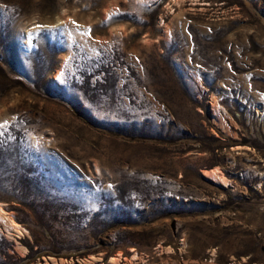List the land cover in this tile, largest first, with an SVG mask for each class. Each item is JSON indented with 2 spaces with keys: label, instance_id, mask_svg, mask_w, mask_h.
Returning <instances> with one entry per match:
<instances>
[{
  "label": "rangeland",
  "instance_id": "rangeland-1",
  "mask_svg": "<svg viewBox=\"0 0 264 264\" xmlns=\"http://www.w3.org/2000/svg\"><path fill=\"white\" fill-rule=\"evenodd\" d=\"M0 207V264H264V0H0Z\"/></svg>",
  "mask_w": 264,
  "mask_h": 264
},
{
  "label": "bare ground",
  "instance_id": "bare-ground-1",
  "mask_svg": "<svg viewBox=\"0 0 264 264\" xmlns=\"http://www.w3.org/2000/svg\"><path fill=\"white\" fill-rule=\"evenodd\" d=\"M216 172H218V170L216 169V170H214V171H206L205 172V175L207 176V177H209V178H211V177H213V175L215 176L217 173ZM219 173V172H218ZM218 176V175H217ZM3 205V204H2ZM1 205V206H2ZM9 214V213H8ZM7 214V212H5L1 207H0V215H8ZM6 217V216H5ZM4 217V218H5ZM2 218V217H1ZM0 218V219H1ZM8 218V217H7ZM10 218V217H9ZM5 222V221H4ZM6 223V222H5ZM3 224V223H2ZM10 225L14 228V230L16 229H19V227L20 226H18L16 223H14V222H12V220H11V222H10ZM8 228V227H7ZM22 228V227H21ZM17 231H19V230H17ZM18 233V232H17ZM22 233V232H21ZM92 259V258H91ZM97 260V259H96ZM113 261H114V264H117V259H116V257L113 259ZM112 261V262H113ZM118 261H119V259H118Z\"/></svg>",
  "mask_w": 264,
  "mask_h": 264
}]
</instances>
